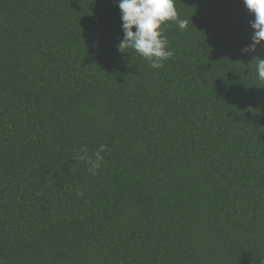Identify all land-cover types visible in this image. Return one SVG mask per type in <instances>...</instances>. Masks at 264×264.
<instances>
[{"label": "trees", "instance_id": "16d2710c", "mask_svg": "<svg viewBox=\"0 0 264 264\" xmlns=\"http://www.w3.org/2000/svg\"><path fill=\"white\" fill-rule=\"evenodd\" d=\"M174 2L152 69L118 0H0V264H264L254 16Z\"/></svg>", "mask_w": 264, "mask_h": 264}, {"label": "clouds", "instance_id": "9594fccd", "mask_svg": "<svg viewBox=\"0 0 264 264\" xmlns=\"http://www.w3.org/2000/svg\"><path fill=\"white\" fill-rule=\"evenodd\" d=\"M248 12L254 16L250 27L254 30L251 43L244 49L243 54H253L264 46V0H243ZM121 29L123 38L117 45L121 54H128L131 50L140 56L152 69H162L165 62L174 57V51L169 47L165 30L175 24L181 31L188 29L189 21L179 17L174 0H118ZM192 24V23H191ZM255 70L258 79L264 81V58L256 56ZM105 145H100L89 156L88 149L82 148L78 159L89 165V172L93 175L101 167ZM83 195V193H78Z\"/></svg>", "mask_w": 264, "mask_h": 264}]
</instances>
